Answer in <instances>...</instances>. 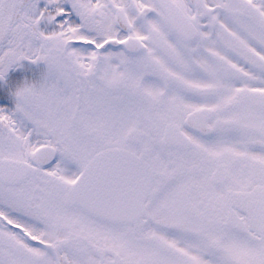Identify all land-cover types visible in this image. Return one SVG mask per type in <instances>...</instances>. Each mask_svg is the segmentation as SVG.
I'll list each match as a JSON object with an SVG mask.
<instances>
[{
  "label": "snow or ice",
  "instance_id": "6c2138e0",
  "mask_svg": "<svg viewBox=\"0 0 264 264\" xmlns=\"http://www.w3.org/2000/svg\"><path fill=\"white\" fill-rule=\"evenodd\" d=\"M0 264H264V0H0Z\"/></svg>",
  "mask_w": 264,
  "mask_h": 264
}]
</instances>
